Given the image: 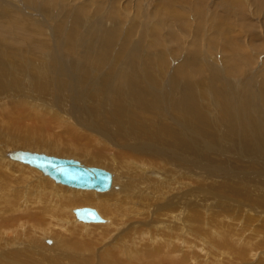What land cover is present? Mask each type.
<instances>
[{
	"label": "rangeland",
	"instance_id": "obj_1",
	"mask_svg": "<svg viewBox=\"0 0 264 264\" xmlns=\"http://www.w3.org/2000/svg\"><path fill=\"white\" fill-rule=\"evenodd\" d=\"M262 1L101 0L103 5L99 7L93 0H0L10 15H22L20 27L40 42L30 49L29 43L0 34V42L4 41L0 43V264H263L259 261L264 260V239L258 237L264 232H250L253 217L258 223L264 218L263 206L255 212L244 209L248 204L259 206L264 193V128L255 134L251 118L258 115L247 112L243 103V98L251 96L256 111H264L257 99L262 94L257 84L264 78ZM157 13L163 14L167 27L162 26L158 32L163 38L161 44L153 46L152 32L159 30L155 26ZM217 22L219 30L214 26ZM247 23L254 32L251 42L243 26ZM228 36L249 41L247 56L253 63L246 65L247 69L243 67L244 73H236V77L228 72V52L213 45V40ZM196 37L199 51L202 47L205 53L194 57L188 74H182L176 69L183 61L189 64L185 60L187 51ZM24 63L42 71L41 77L31 73ZM224 75L231 82V90L225 93L228 98L215 102L210 95L218 90ZM111 78L124 84L126 92L132 89L140 99L128 106L116 104L112 96L117 92L107 87ZM153 79L160 83L154 84ZM173 80L181 84L177 86ZM185 82L193 84L191 105L202 106L207 116L195 128L187 122L190 118L193 124V112L178 106L183 96L187 98L188 91L182 85ZM62 109L70 118L68 124L75 118L82 120V126H77L79 135H92L93 130L105 132L98 136L99 148H107L99 150L103 154L101 163L90 158L96 149L91 139L87 141L90 144L83 141L85 136L70 139L64 127H56L53 132L45 128V121L40 123L44 128L34 125L38 131L32 127L35 130L30 133V123L39 114H45L51 122V111L60 116ZM263 118L260 116L261 123ZM130 142L132 146L126 148ZM25 145L32 151L72 156L84 164L108 169L114 179L108 190L114 194L98 195L93 191L96 199L106 195L104 202L85 203L82 197L89 189L55 185L47 177L42 180L45 175L39 170L20 162L35 174L36 182L29 186L30 192L17 194L20 204L10 205L9 192L17 184L16 176L14 172L4 175L3 164L12 158L9 151L25 149ZM133 153L139 179L125 165L114 168L115 160L130 164ZM146 157L152 160L146 162ZM190 180L197 183L191 184V193L186 185ZM226 180L230 182L227 189L216 185H224ZM42 181L51 188L43 184L39 187ZM58 186H64L67 192L55 195ZM45 189L52 196L43 205L45 194L37 196L33 191ZM73 190L79 203L70 205ZM184 193L182 203L188 201L189 207L174 211L181 216L172 220L175 196ZM244 195L253 202L243 201ZM52 203L59 206L52 208ZM65 204L66 213L73 212V206L94 207L104 220L92 222L87 229L71 220L64 230L52 231L51 225L57 227L51 224L55 222L52 218ZM226 204L233 208L229 212L235 213L228 215L233 220L238 216L234 223L224 212ZM194 207L200 213L199 220L194 217ZM46 215L51 217L50 224ZM223 224L231 225L235 232L230 233ZM83 240L88 246L86 253L77 249ZM241 247L247 253L240 260L235 254ZM227 254L230 259L225 258Z\"/></svg>",
	"mask_w": 264,
	"mask_h": 264
},
{
	"label": "bare ground",
	"instance_id": "obj_2",
	"mask_svg": "<svg viewBox=\"0 0 264 264\" xmlns=\"http://www.w3.org/2000/svg\"><path fill=\"white\" fill-rule=\"evenodd\" d=\"M94 2H97V6H99V7H101L103 4L101 3V0H93ZM239 1V0H238ZM261 1V0H260ZM262 2H264V1H262ZM100 3V4H99ZM250 3V2H249ZM259 3V2H258ZM263 4V3H262ZM261 6V5H260ZM54 7V6H53ZM80 8V7H79ZM83 9V8H82ZM115 10V9H114ZM8 9H4L1 5H0V34H2V35H5L6 37H9V38H11V39H14V40H16V39H18V41H22V42H27V43H29V47H30V49L32 48H34V47H36L38 44H37V42H39V39L38 38H34V37H32V36H30L29 34H28V32H27V30L26 31H24V29H22L20 26H22L23 25V23H22V21H23V17H22V15H20V14H18V13H16V12H13V16L12 15H10L8 12ZM41 11V10H40ZM253 13V12H252ZM120 14V13H119ZM159 16L158 17H156V21H157V24L158 25H155V26H158V28H159V30H155V31H153V32H155V33H153L152 32V37H151V39H153V46L154 45H159V44H161V40H163V38L162 39H160V37L161 36H158V32L162 29V26H165L166 25V27H167V22L165 21V22H163V14L162 13H157ZM156 14V15H157ZM251 14V13H250ZM179 16H181V15H179ZM75 17V16H74ZM175 19H178L179 17L178 16H175L174 17ZM172 21V20H171ZM76 22V21H75ZM74 22V23H75ZM170 22V21H169ZM213 23V22H212ZM222 24V23H221ZM247 24H249V25H247ZM247 24H243V26L245 27L244 29H246L247 31V34L249 35V41L251 42L252 40H253V36H254V32H253V29L251 28V24L250 23H247ZM29 26V25H28ZM149 26V25H148ZM214 26H215V28H217V30H219V28L218 27H220L219 26V22H217V23H215L214 24ZM151 27V26H150ZM173 28V27H172ZM222 28V27H221ZM146 29V28H145ZM155 29V28H154ZM153 29V30H154ZM164 29V28H163ZM190 29V28H189ZM210 29L212 30L213 29V26H211L210 27ZM223 29V28H222ZM111 30V29H110ZM166 30V29H165ZM138 32V31H137ZM172 32V31H171ZM110 33V32H109ZM159 33H161V32H159ZM199 33V32H198ZM197 33V34H198ZM111 34V33H110ZM133 34V33H132ZM256 34V33H255ZM107 36V35H106ZM109 36V35H108ZM181 36V35H180ZM25 37H27L26 39H25ZM109 38V37H108ZM38 39V40H37ZM111 39V38H110ZM176 39V38H175ZM196 40H198V38L196 37L195 39H193V42L194 43H192V45L189 47L192 51H190V49H189V51H187V57H186V59L185 60H187L188 61V65H185V61H183L182 63H181V66H180V69H176V71H178V72H181L182 74H188V68L190 67V65H191V62L193 61V59H194V57H197V56H201L200 55V53H205V51L203 50V48L202 47H200V51H199V46H197V44L195 43V41ZM200 40V39H199ZM245 40V39H244ZM254 40H256V39H254ZM2 42H4L3 40H1ZM214 41V44L213 45H216L218 48H220V49H222V50H224V51H226V52H228V54L230 55V57H229V60H230V66L228 67V72L229 73H232V74H235V77H236V73H240L242 70H244V68L243 67H245L246 65H248V64H250V63H253V62H251V59H250V57L249 56H247V53H248V51L246 50L248 47H249V45H247L248 44V42L247 41H244V42H242V40H240L237 36H228L227 38H224V39H215V40H213ZM2 42H0V43H2ZM199 42V41H198ZM201 42V41H200ZM203 42V41H202ZM205 42V41H204ZM208 42L209 41H207V45H209L208 44ZM254 42V41H253ZM40 43V42H39ZM5 44V43H4ZM205 44V43H204ZM250 44V43H249ZM115 45V44H114ZM186 45V44H185ZM227 46H230V50H227ZM209 47L211 48V45H209ZM205 50L207 51V50H209V48L208 47H206L205 48ZM202 51V52H201ZM115 52V51H114ZM249 54V53H248ZM252 54V53H251ZM116 55V54H115ZM165 55V54H164ZM185 57V56H184ZM41 57H39L38 58V61H41V59H40ZM115 59V58H114ZM111 61V60H110ZM115 61V60H114ZM262 62V61H261ZM238 63V64H237ZM263 64V63H262ZM24 66H29V71L31 72V73H36V74H34V75H36L37 77H38V75H39V77H41V74H42V71H40V70H37V69H35L33 66H30V65H28L27 63H24L23 64ZM123 65V63H121V66ZM264 65V64H263ZM120 66V67H121ZM259 66H260V64H259ZM247 67V66H246ZM245 67V68H246ZM256 67V66H255ZM114 68V67H113ZM243 68V69H242ZM259 68V67H258ZM120 69V68H119ZM247 69V68H246ZM254 69V68H253ZM195 70H197V71H200V69L199 68H195ZM249 71V70H248ZM251 71V70H250ZM234 72V73H233ZM243 72V71H242ZM0 73H1V68H0ZM244 73V72H243ZM242 73V74H243ZM251 73V72H250ZM256 73V72H255ZM258 73V72H257ZM199 73H197V75H198ZM242 74H241V76H242ZM247 74V73H246ZM249 74V73H248ZM247 74V75H248ZM117 75V77H118V79H120L121 77L119 76V73H117L116 74ZM240 75V74H239ZM234 76V75H233ZM262 76H264V72H262ZM168 77H169V75H168ZM226 77H228L227 75L225 76L224 75V77H223V79H222V82H221V85L220 86H218V90H215L214 92H213V94L212 95H210V99H212L211 97H214V101L215 102H217V101H221L220 99H224L225 97H226V95H225V93H228L230 90H231V85H230V83L231 82H229V81H226L225 79H226ZM235 77H233V78H235ZM243 77V76H242ZM256 77H258V76H256ZM225 78V79H224ZM233 78H230V81H233L234 79ZM244 78V77H243ZM255 78V77H254ZM259 78V77H258ZM236 79V78H235ZM240 80H241V78H240ZM252 80H254V79H252ZM263 80V83H262V85L260 84V82H258V84H257V88H259V90H261L262 91V94L257 98V99H259V101H260V103L262 104V107L264 108V78L262 79ZM0 81H1V74H0ZM152 82H154V84H159L160 83V81L158 80V79H153L152 80ZM173 84H177V86H179L181 83L179 82V81H176V80H173ZM233 82H235V80L233 81ZM132 83V81L131 82H129V86H130V84ZM241 83H243V82H241ZM256 84V83H255ZM123 85L124 84H122V83H120L117 79H112L111 78V80L110 81H108L107 82V87H109V88H111V89H114L116 92H117V94L115 95V96H112V98L115 100H113L116 104H118L119 106H122V105H124V106H128L129 105V103H131V102H133V101H138L139 99H140V96L139 95H136L135 94V92L132 90V89H128V91L126 92V90L125 89H123ZM182 85H184L183 87H185L186 89H187V91H188V94H187V98L185 97V96H183L182 98H181V102L182 103H180V104H178V106L181 108V109H183V110H189L190 111V113H192V115H193V124L192 123H190L189 121H190V118H187V122L190 124V127L192 126V127H197V122L198 121H202L203 119H205L207 116H206V114H204V110H203V108H202V106H200L199 104H198V106L195 108V106L193 107V105H191V104H193V94H192V87H193V84H189V83H187V82H185V83H182ZM223 91V92H222ZM126 95L127 96H129V99H126ZM223 95V96H222ZM174 97H176V99H175V101L176 102H178V96L177 95H175ZM251 97V96H250ZM250 97H246L245 98V100H244V98H243V103H244V109L248 112V111H251V112H254L256 115H258V117L256 116V117H252L251 118V120H252V123H251V125H252V128H253V130L255 131V134L256 133H260L261 131H262V129L261 128H264V121H263V123H261L260 122V116H262V117H264V111H262V114L260 113V112H257L256 111V108H255V105H254V102L250 99ZM111 98V97H110ZM111 98V99H112ZM226 98H228V97H226ZM132 99V100H131ZM202 100H203V97L201 98ZM203 105V104H202ZM113 106V105H112ZM135 109V108H134ZM172 109H173V107H172ZM113 110H114V108H113ZM207 111V110H206ZM66 114H67V112L65 113V110L63 111V109H62V112H61V115L60 116H58L55 112H53V111H51V122L48 120V117H46V115L45 114H43V113H41V114H39L38 116V119H36V121H31V127H29V128H35L34 127V125L36 126V128H38V129H42V128H44V126L42 125V124H40V123H44L45 121L48 123V125L45 127V128H50L53 132L55 131V128L56 127H64L65 128V132L68 134V136L70 137V139H74L73 138V136H79V137H83V136H85V139L83 140V141H86V144H90L89 142H87V141H90V139L92 140V142L91 143H93V145H94V147L93 148H96L95 149V152L94 153H92V154H90V158L93 160V161H96V162H98V163H101L102 161L101 160H103V158H101V157H103V154H100L99 153V150L101 149H107L106 148V146H104V145H102L101 146V148H99V143H98V141H99V139H98V136H101L102 135V133H105V132H101V131H99V130H93V132H92V135H93V137H92V135L89 133V132H86V133H84L83 135H79V131H78V129H79V127H77V126H82V120H78L77 118H75L74 120H73V122H70L69 124H68V122H69V119L66 117ZM211 114V113H210ZM189 119V120H188ZM264 119V118H263ZM174 123V122H173ZM176 123V122H175ZM177 124V123H176ZM262 125H263V127H262ZM38 126V127H37ZM33 128L31 129V132L30 133H32V130H33ZM35 128V129H36ZM57 128V129H58ZM27 129V128H26ZM34 129V130H35ZM34 130H33V132H34ZM37 130V129H36ZM60 130V129H59ZM38 131V130H37ZM58 132V131H57ZM174 131L172 130V133H173ZM37 133V132H36ZM33 134V133H32ZM255 134H254V139H256L255 138ZM56 135V134H55ZM263 135H264V133H263ZM87 138H89V139H87ZM32 139V138H31ZM26 144V143H25ZM96 145V146H95ZM85 146H88V145H85ZM132 146V144H131V142L130 143H128V144H126L125 145V147L126 148H128V147H131ZM24 147H26L25 149H29V150H31L30 149V146H28L27 147V145H25ZM86 148H88V147H86ZM92 149V148H91ZM85 154V153H84ZM129 155H130V152H129ZM76 156V155H75ZM88 157V156H87ZM136 159V154L135 153H133V158H132V160H131V163L130 164H128V165H126V164H124L125 162H121L120 160H115V164H114V168H116V169H120L122 166H126V168L128 169V171L129 172H131V174L135 177V178H137V179H139V173L137 172V170L134 168L135 166H136V163H137V160H135ZM88 160H90V159H88ZM146 162H150L151 160H152V158L151 157H146V159H144ZM93 161H91V162H93ZM24 163V164H28L29 166H31V167H33V168H35V169H37V170H39L43 175H45V176H41V177H43V179L42 180H46V178L45 177H47V178H49L50 180H52V182L53 183H55V185H64V186H69V187H72V188H74V189H76V188H79V189H89V190H85L86 191V193L83 195V197H82V200L85 202V203H87V202H92V201H94V200H96L98 203H103L104 202V197L106 196V195H113L114 193H113V191H111V190H108V189H110V187H111V182H112V180H113V183H114V179H112V174H111V182H110V185H109V187L107 188V189H105V190H96V189H93V188H83V187H75V186H71V185H67V184H64V183H61V182H58V181H56L55 179H53L50 175H48L47 173H45V172H43L40 168H38V167H36V166H34V165H31V164H29V163H26V162H23V161H20V160H18V159H13V158H11V159H9L5 164H3V168H4V170H5V172H3L4 173V175H7V173L8 172H14V175L16 176V185L14 186V187H12L11 188V190H10V197H12V201L10 202V205H16L17 203L18 204H20V200L19 199H17V194H21V192H23L24 190H27V192H30V190H28V188H29V186H32V185H34V183L36 182V179H35V174H33V173H30V172H28L27 171V169H26V165H24V164H21V163ZM90 162V161H89ZM95 163V162H94ZM103 163H104V161H103ZM232 163H233V161H232ZM0 165H1V162H0ZM20 165H23V167H21V168H18ZM25 166V167H24ZM28 168V167H27ZM2 173V174H3ZM118 173V172H117ZM235 173V172H234ZM28 175H31V176H28ZM236 175V174H235ZM28 179H29V181H28ZM20 180H24V181H20ZM31 182H33V183H31ZM43 182H46V181H42V182H39V187L41 186V184H43ZM262 182V181H261ZM30 183H31V185H30ZM59 183V184H58ZM229 183L230 182H228L227 180L225 181V184L224 185H222V184H220V183H216V185L217 186H221V187H223L224 188V190L225 189H227L228 188V186H229ZM232 183V182H231ZM21 184H23L22 186H23V188H21V190H20V185ZM164 184L166 185V186H168V182H166V181H164ZM191 184H195V182L193 181V180H190L186 185H188V188H189V190H188V192L189 193H191V189H193L192 188V185ZM197 184V183H196ZM195 184V185H196ZM64 186L62 187V186H58V191H53V193L55 194V195H57V194H61V193H64V192H67V190H65V188H64ZM194 186V185H193ZM216 186V187H217ZM232 186V185H231ZM43 187H50L51 188V185L49 186V185H45V184H43ZM240 187H242V186H240ZM26 188V189H25ZM57 188H55V190H56ZM152 189H154V187L152 188ZM230 189V188H229ZM236 190V185H235V187H233V191H235ZM47 191V189H45V192H43V191H33V193H36V195L38 196V195H44L43 196V201H44V203H43V205H45V203H47L48 202V200H49V198H50V196H52V195H48V192H46ZM96 192V191H98L97 192V194L98 195H104V194H106L103 198H101V197H97V199L93 196V194H94V192ZM32 192V191H31ZM102 192H106V193H102ZM185 192V191H184ZM187 192V191H186ZM187 192V193H188ZM242 192V191H241ZM232 193V192H231ZM230 194V193H229ZM243 194V193H242ZM226 195H228V194H226ZM233 195V194H232ZM188 196V195H187ZM176 198H175V200L173 201L174 203H175V206H174V208H173V210L170 212V216L172 215V216H174L173 218H172V220H177L178 218H180V214H178L177 215V213L176 212H174V211H176V210H185V208H187V207H189V205L188 206H186L187 205V203H188V201L187 202H185V203H182V202H184L185 201V199H184V197H186V194L184 193V194H181L180 196H178V195H176L175 196ZM232 197V196H231ZM261 204L258 206L256 203L254 204V206H251L250 204H248V206L246 207V209H244L245 211L246 210H250V211H252V212H255V211H258L257 209H260L259 207L260 206H263L262 208L264 209V193H262L261 194ZM164 200V198H162V201ZM189 200V199H188ZM247 201L248 203H251V202H253V199L251 198V197H247V196H245L244 195V197H243V201ZM69 203H70V205H73V204H78L79 203V199H78V197L76 196V193H75V191L73 190L72 192H71V195H70V197H69ZM35 204H36V202H34ZM177 203H179L180 205H182L183 207H179L178 205H177ZM190 203V202H189ZM226 203V202H225ZM191 204V203H190ZM55 203H52L51 204V207L52 208H56L57 206H59V204H57V206H55ZM231 205H227L226 204V210H224V212H225V214L226 215H233V214H235V213H230V212H233V208H231L230 207ZM237 206V205H236ZM245 206V205H244ZM34 208L36 207L37 209H38V211L39 212H41L42 211V209L39 207V206H33ZM67 205L65 204V205H63L62 206V210L61 211H56L55 212V216H57L58 217V222L54 219V218H56L55 216H53L54 218H52V220L53 221H55V222H51V217H49L48 215H46V217H49V219H48V224H50V222H51V224H54V225H56L57 227H53L52 225H51V230L53 231L54 230V228H56V230H64L65 228H64V226H66L71 220L73 221V223L74 224H82V225H84L85 227H86V229L88 228V225H91L92 224V222H98V221H81L80 219H78L76 216V218L74 217V215H75V213H74V211H73V209L75 208V206H73L72 207V211L73 212H68V213H66V209H67ZM241 207H243L242 205H241ZM247 208H249V209H247ZM8 209H9V207H8ZM7 209V210H8ZM228 209H231V211L229 212V210ZM238 209H240L239 208V206H238ZM250 211H247V213L248 212H250ZM193 212L195 213L194 214V217H195V219L196 220H199L200 219V213H198L197 212V210H196V208L194 207V210H193ZM240 212V211H239ZM261 212V211H260ZM192 213V212H191ZM257 213V212H256ZM256 213H254V216H255V214ZM37 215H40L41 213H36ZM237 214V213H236ZM212 215V214H211ZM220 215V214H219ZM228 215V217H230L231 218V216H229ZM237 215H239V214H237ZM171 216V217H172ZM217 216V213L215 214V217ZM263 216V215H262ZM35 217H36V215H35ZM260 217V216H259ZM30 218H32V217H30ZM39 218V217H38ZM237 218H238V216H234V220H237ZM254 219H252V221L250 222V232L253 234V235H255V233L256 232H264V218H262L260 221H259V223L257 222V221H254L255 220V217H253ZM57 219V218H56ZM188 219V218H187ZM191 219H193V218H191ZM217 219H219V218H217ZM168 221H171V219H167ZM166 220V221H167ZM180 220V219H179ZM234 220H233V218H231V221L234 223ZM259 220V219H258ZM184 221V220H183ZM254 221V222H253ZM185 222V221H184ZM217 222V221H216ZM222 223V222H221ZM20 224V223H19ZM18 224V225H19ZM61 225H63V226H61ZM168 225V224H167ZM214 225V224H213ZM218 225H219V221H218ZM223 225H225V228H227L228 229V231L230 232V233H234L235 232V230H234V228L231 226V225H228V224H223ZM175 226V225H174ZM19 227V226H18ZM21 227V226H20ZM50 227V226H49ZM224 227V226H223ZM38 229V228H37ZM36 229V231H38ZM179 229V228H178ZM15 230V229H14ZM185 231V230H184ZM239 231V230H238ZM57 232V231H56ZM215 232H217V230L215 231ZM220 232V231H219ZM218 232V233H219ZM90 233V232H89ZM222 233V232H221ZM223 234V233H222ZM39 235H40V232H39ZM222 236V235H221ZM190 238V237H189ZM258 239H264V236L262 235V236H259L258 237ZM50 240H48V242H49ZM87 242H86V240H83V241H81L79 244H78V250H79V252L80 251H83V250H85V253L87 252V249H88V246H87V244H86ZM163 244V243H162ZM212 244V243H211ZM262 246H264V244H262L261 245V247ZM153 247V246H152ZM177 247V246H176ZM220 247V246H219ZM70 248H72V249H74L75 250V247H72V246H70ZM216 248H217V246H216ZM238 248V247H237ZM58 249V248H57ZM82 249V250H81ZM153 249V248H152ZM151 249V251H156V250H152ZM218 249V248H217ZM223 249V248H222ZM240 249V248H239ZM238 249V250H239ZM89 250H90V248H89ZM246 248L245 247H241V249L239 250V251H237L236 252V254H235V256L236 257H238L240 260H241V258H244V256H245V254L247 253L246 252ZM73 251V250H72ZM91 251V250H90ZM223 251V250H222ZM225 251V250H224ZM232 251V250H231ZM219 252V251H218ZM155 253V252H154ZM205 253V252H204ZM203 253V254H204ZM217 253V252H216ZM222 253H224V252H222ZM248 253H250L249 251H248ZM132 254V253H131ZM170 254H171V251H170ZM262 254H263V252H262ZM87 255V254H86ZM159 255V254H158ZM168 255V254H167ZM219 255H221V254H219ZM224 255V254H223ZM228 255V256H227ZM226 255V257L225 258H229V254H227ZM84 256V255H83ZM89 256V255H88ZM160 256V255H159ZM231 256V255H230ZM56 257H58V256H56ZM155 257V256H154ZM156 257H157V255H156ZM218 257V256H217ZM233 257V256H232ZM231 257V258H232ZM262 257L264 258V254L262 255ZM62 258V257H61ZM169 258V257H168ZM219 259L221 258V256H219L218 257ZM233 258H235V257H233ZM180 259V258H179ZM223 259V258H222ZM230 259V258H229ZM161 260V259H160ZM183 260H184V258H183ZM180 263L182 264L183 262H181L180 261ZM185 263H186V260H185ZM188 263V262H187ZM259 263H263L264 264V260L262 259L261 261H259ZM161 264V263H160ZM184 264V263H183Z\"/></svg>",
	"mask_w": 264,
	"mask_h": 264
},
{
	"label": "water",
	"instance_id": "obj_3",
	"mask_svg": "<svg viewBox=\"0 0 264 264\" xmlns=\"http://www.w3.org/2000/svg\"><path fill=\"white\" fill-rule=\"evenodd\" d=\"M13 159L29 163L40 168L58 182L83 188L105 190L111 182V172L98 165L82 163L72 156H57L29 149L17 148L9 151ZM75 216L83 221H102L103 216L96 208L79 206L73 209Z\"/></svg>",
	"mask_w": 264,
	"mask_h": 264
}]
</instances>
